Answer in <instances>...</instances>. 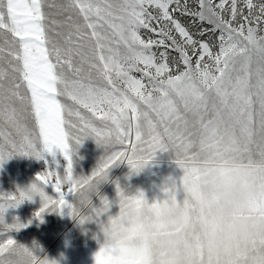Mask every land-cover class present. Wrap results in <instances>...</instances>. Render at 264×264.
<instances>
[{"label": "snow or ice", "instance_id": "1", "mask_svg": "<svg viewBox=\"0 0 264 264\" xmlns=\"http://www.w3.org/2000/svg\"><path fill=\"white\" fill-rule=\"evenodd\" d=\"M86 137L105 151L74 177L69 142ZM53 147L65 175L38 180L59 198L36 184L0 194V237L26 226L4 224V212L35 192L37 217L64 207L99 217L110 201L95 207L92 189L113 164L139 171L171 150L184 174L164 200L117 183L96 264H264V0H0V161ZM0 264L56 262L7 237Z\"/></svg>", "mask_w": 264, "mask_h": 264}, {"label": "rangeland", "instance_id": "2", "mask_svg": "<svg viewBox=\"0 0 264 264\" xmlns=\"http://www.w3.org/2000/svg\"><path fill=\"white\" fill-rule=\"evenodd\" d=\"M215 2L218 3L219 0ZM176 15L178 16L179 13ZM190 19L182 17L186 24L190 22ZM212 27L206 21L203 22V28L211 30ZM142 32L149 35L146 30ZM150 35L155 38V34ZM218 35V32L208 31L205 39L215 41ZM161 50L153 49L157 53ZM58 99L62 104H72L66 97H58ZM82 111L86 110L82 109ZM69 143L72 149L73 176L90 175L104 154L103 146L99 145L93 137H86L80 144L72 141ZM67 163L62 152L55 147L51 153L45 150L43 158L39 159L33 155L13 154L6 160L0 161V194L6 195L18 190H26L36 183L48 196L58 199L59 193L51 184L45 185L39 181L38 174L56 171L60 176H64ZM183 174L184 170L176 163L171 150H158L153 159L139 171L133 170L127 161H117L108 170V178L100 181L96 186L99 194L94 191L91 195L95 207H102L101 196L110 201L107 212L83 222L78 217L70 215L68 207H64L62 212L45 210L40 217H37L35 213L43 203L37 193L32 196L31 200L25 199L15 207L6 208L4 224H14L18 220L26 226L20 229L13 228L0 238L11 237L33 248L38 255L46 257L49 261H55L56 264H76L84 255L101 248L105 243L106 237L102 225L107 226L109 217L117 216L120 211L117 183L126 195L143 192L148 203H153L164 200L167 196L165 188L171 187L173 180L179 183ZM50 181L54 183V178H50ZM62 190L66 191L67 186L65 185ZM65 198L75 203V197L69 195ZM77 207L79 210V205ZM2 229L3 225H0V231Z\"/></svg>", "mask_w": 264, "mask_h": 264}, {"label": "crops", "instance_id": "3", "mask_svg": "<svg viewBox=\"0 0 264 264\" xmlns=\"http://www.w3.org/2000/svg\"><path fill=\"white\" fill-rule=\"evenodd\" d=\"M100 248L84 255L76 264H96L95 256Z\"/></svg>", "mask_w": 264, "mask_h": 264}, {"label": "clouds", "instance_id": "4", "mask_svg": "<svg viewBox=\"0 0 264 264\" xmlns=\"http://www.w3.org/2000/svg\"><path fill=\"white\" fill-rule=\"evenodd\" d=\"M34 184H36V183H34ZM36 186H37L38 189H43L39 184H36ZM30 190H31V186H30L29 188L26 189V191H30ZM92 191L94 192V191H96V189L93 188ZM37 193L39 194V192H35V193H32V195H35V194H37ZM80 214H81V213H78V214L76 215V217L79 218V215H80Z\"/></svg>", "mask_w": 264, "mask_h": 264}]
</instances>
